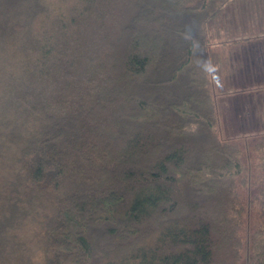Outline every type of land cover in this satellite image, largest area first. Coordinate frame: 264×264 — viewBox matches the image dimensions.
<instances>
[{"label":"trees","instance_id":"trees-1","mask_svg":"<svg viewBox=\"0 0 264 264\" xmlns=\"http://www.w3.org/2000/svg\"><path fill=\"white\" fill-rule=\"evenodd\" d=\"M258 37L264 0H0V264H213L247 208L264 264V72L224 137L205 71Z\"/></svg>","mask_w":264,"mask_h":264},{"label":"rangeland","instance_id":"rangeland-1","mask_svg":"<svg viewBox=\"0 0 264 264\" xmlns=\"http://www.w3.org/2000/svg\"><path fill=\"white\" fill-rule=\"evenodd\" d=\"M232 11H230L231 13ZM234 17L230 15V17ZM236 22L241 25V17L236 16ZM245 20V19H244ZM235 21L231 20L230 23L233 25ZM258 30V29H257ZM257 31H255V34ZM260 36L263 32L258 33ZM257 35V34H256ZM262 37V36H261ZM258 37L257 41H251L244 43L245 47H238L234 50L231 47L230 54H226L225 50H223L219 44H214V49L218 54V51L221 52V57L225 60V64L221 66H217V64L211 63L217 69L216 73L211 74L212 77V85L214 86V92L216 93V100L218 103V112L220 114L219 123H220V132L224 137H230L235 135H241L242 131H246L248 128L245 126H241L243 123L242 119L236 118L234 114V110H236V99L237 95H240V91L237 90L241 88V83L239 84L238 78L236 77V70L240 68L242 72L243 70V62L246 57H250L252 60L249 62V66H247V72L250 77H245L246 81L243 84L253 83V80L256 76H260L264 72V40ZM255 39V38H253ZM233 52V53H232ZM232 54V55H231ZM219 57V55L217 56ZM228 58L230 61L236 60L239 62L237 66L228 64ZM226 61L228 63H226ZM257 73V74H255ZM245 75V73H244ZM263 82L264 79L260 78ZM251 82H249V81ZM259 80V79H258ZM235 88V89H231ZM227 90V91H226ZM225 92H227L225 94ZM253 98L249 95V106H245V108H250L254 110L255 114L260 118V123H263L264 126V89L259 93H252ZM252 104V105H251ZM256 107V109H254ZM239 110V109H238ZM249 110V109H247ZM236 112V111H235ZM254 114V113H252ZM251 113L248 114L253 116ZM252 119V117H251ZM250 121L248 122V124ZM250 126V125H249ZM241 137V136H240ZM239 142L241 139H237ZM253 186H241L240 194L241 199L246 201V199L250 196V194L254 191ZM255 209L247 208L246 211L241 215V230H239V235L235 237H228V235L222 230L217 232V238L219 240V244L216 249V253L214 255L213 264H247V260L249 257V242L250 236L253 231V224L255 219ZM37 258V257H36Z\"/></svg>","mask_w":264,"mask_h":264},{"label":"clouds","instance_id":"clouds-1","mask_svg":"<svg viewBox=\"0 0 264 264\" xmlns=\"http://www.w3.org/2000/svg\"><path fill=\"white\" fill-rule=\"evenodd\" d=\"M205 71L209 74H214L216 73L217 69L214 65L208 63L205 65Z\"/></svg>","mask_w":264,"mask_h":264}]
</instances>
